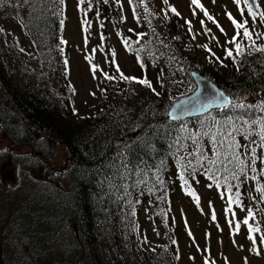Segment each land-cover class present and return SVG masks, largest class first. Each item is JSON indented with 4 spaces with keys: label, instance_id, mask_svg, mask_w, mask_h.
I'll use <instances>...</instances> for the list:
<instances>
[{
    "label": "trees",
    "instance_id": "obj_1",
    "mask_svg": "<svg viewBox=\"0 0 264 264\" xmlns=\"http://www.w3.org/2000/svg\"><path fill=\"white\" fill-rule=\"evenodd\" d=\"M67 1L26 0L28 17L23 27L37 52L39 74L25 68L10 76L0 48V123L6 138L36 151L40 144L63 147L68 162V170L60 175L46 171L52 182L35 181L26 196L0 193L2 259L11 264L7 252L14 249L10 242H15L30 264H178V227L172 215L176 197L183 195L197 203V192L207 188L216 192L225 213L236 217L237 211L250 212L254 203L250 193L264 189V148L257 147L261 159H257L256 171L246 169V175L238 179L222 165L212 166L207 160L200 167L197 156L189 155L197 147L189 137L199 138L209 128L215 132L213 118L224 121L239 110L214 111L175 123L168 121V111L193 93L192 72L207 78L233 100L245 104H252L256 96L264 100V51H254L241 29L238 42L243 54L236 55L235 46L225 43L219 62L224 72L196 66L193 59L203 51L179 27L168 2L160 0L166 8L158 15L149 7L153 0H126L134 35L118 29L126 19L122 2L85 0L79 4L77 0L79 12L89 19L83 34L93 40L92 28L96 29L104 43L98 49L107 59L102 69L93 63L106 109L96 117L83 118L72 109L67 84V47L62 43ZM101 18L115 23V37L135 73H126L108 50L103 26H90L92 20L99 23ZM2 39L0 31V42ZM252 40L264 48L255 37ZM226 49L233 50L234 59L226 55ZM139 80L149 81L152 87ZM259 116L264 113L250 111L249 118ZM31 130L38 133V139ZM236 139L241 145L248 143L243 136ZM252 139L258 142L257 136ZM200 147L209 159H216L208 136L200 139ZM39 155L43 157L41 152ZM16 159L25 180L28 172L36 170L33 160L37 159L30 155ZM181 165H188L184 170L187 183L180 179ZM259 192L264 198V192ZM8 206L11 214H5ZM245 220L247 235L260 239L256 246H264L260 217L257 215L256 222L247 215L242 222ZM149 222L159 242L147 247L141 229Z\"/></svg>",
    "mask_w": 264,
    "mask_h": 264
},
{
    "label": "rangeland",
    "instance_id": "obj_2",
    "mask_svg": "<svg viewBox=\"0 0 264 264\" xmlns=\"http://www.w3.org/2000/svg\"><path fill=\"white\" fill-rule=\"evenodd\" d=\"M118 1L122 2L126 14V19L121 21L118 29L135 35L136 29L126 0H115V2ZM256 1L259 5L257 12H264V0ZM167 2L171 9L174 8L179 13L176 15L179 27H183L192 37L195 47L203 51V53L196 54V58L193 60H197V62L193 65L204 68L211 66L212 69L221 70L220 66L222 65L219 62L222 61L224 48L227 46L224 44L228 43L235 34L228 13H231L238 22L243 23L244 20H247V27L253 33L252 36L264 45V35L257 38V34H264V21H261L257 15L253 22L243 0L239 6L234 3V0H215V3L213 0H200L203 8L225 30L224 33L220 31L216 23L209 21L204 15V11L192 4L191 0H167ZM149 7L158 15H162L166 8L160 0H153V4ZM240 9L244 10L243 16H241ZM27 17L26 0H0V29H2L3 37L0 48L4 53V64L10 76L18 75L25 68L37 74L40 73L37 52L31 43L28 32L23 27V22ZM88 20L84 19L79 12L77 0L67 1L66 21L64 29H62V40L67 47L65 53L67 84L72 94V109L75 114L83 118L96 117L106 109V102L101 94L102 89L93 74V63L98 69H102L107 63V59H104L98 49L102 48L104 43L94 28H92L95 31L93 40L83 34L85 27L82 22H88ZM187 21L191 22V31ZM201 21H204V25L201 24ZM91 25L103 26L106 30L108 50L114 53L119 66L126 73H135V66L121 46L118 37H115V23L113 24L112 20L107 22L106 19L101 18L99 23L92 20ZM205 28L210 29L209 34H205ZM211 34L216 37L214 42L211 40ZM194 35L195 39H193ZM202 45H207L211 51H207ZM94 49L95 52H93ZM221 71L224 72V70ZM158 82L155 84L157 85ZM192 88L194 91V84H192ZM261 100L259 96H256L251 103L254 105ZM50 145V143L40 144V150L36 151L26 146L21 147L18 143H11L6 138L0 123V193L4 192L9 195V193L17 192L16 195L26 196L32 190L31 185L35 181L52 182L48 174L45 173L49 169L55 176L66 172L68 170L66 150L57 145ZM39 152L43 154L42 158ZM29 155L37 159L33 160L36 170L28 172L24 180L20 176V166L16 158L22 159ZM197 193V203L187 200L183 195L177 196L173 203L172 215L178 227V264H264V246H256L260 241V239H256L258 237L249 239L247 225L242 222L249 212L237 211V216L234 217L231 213H225L224 204L221 203L215 191L211 192L207 188H203ZM262 197L259 191L250 193V198L254 199V203H252L249 216L258 222V215L261 225L264 223V198ZM6 213L11 214L9 206L5 208ZM213 214L215 219H213ZM236 222L240 223L238 229ZM141 238L147 247L159 242L156 229L151 222L142 227ZM10 243V248H14L7 252L11 264H30L24 256L22 247H18L15 242Z\"/></svg>",
    "mask_w": 264,
    "mask_h": 264
},
{
    "label": "snow or ice",
    "instance_id": "obj_3",
    "mask_svg": "<svg viewBox=\"0 0 264 264\" xmlns=\"http://www.w3.org/2000/svg\"><path fill=\"white\" fill-rule=\"evenodd\" d=\"M63 3V0H60ZM107 2V0H105ZM167 3V0H164ZM85 0H79V4H84ZM191 3L201 8L204 11V15L207 17L209 21H213L216 23V26L220 29L222 33H224V29L214 20V18L209 15V13L203 8L200 3V0H191ZM215 3V0H213ZM234 3L239 6L241 4V0H234ZM244 5L247 6L248 15L252 17L253 22H255L257 15H259L261 21H264V12H257L255 9L259 7L256 0H243ZM173 12L176 15H179L178 12L173 8ZM241 16L244 15V10L240 9ZM228 18L232 22L233 26L236 29V35L232 37L231 40L228 41L229 44H233L235 46L236 55H242L243 51L241 49V44L238 40L241 37V29L243 30V37L252 41V48L254 51H264V48H261L255 44V40H252L253 33L249 31L247 24L248 21L244 20L243 23L238 22L231 13H228ZM82 23H87V21H83ZM189 24V30L191 31V22L187 21ZM201 24L204 25V21H201ZM2 31V29H0ZM210 32V29L205 28V34ZM260 35L257 34V38ZM195 39V35L193 36ZM212 39H216V37H212ZM63 43V41H62ZM207 51H211V49L207 48V45H202ZM226 55L228 57H233V50L226 49ZM234 59V57H233ZM235 62V60H234ZM67 63V61L65 62ZM119 71V69H117ZM93 72H95V67L93 68ZM107 79H112V77H106ZM125 79H135V78H125ZM138 83L144 84L149 88L152 87L151 83L147 80H139ZM154 90V89H153ZM217 110H225L228 109L232 112H237L239 110V114L236 116H228L226 120L219 121L213 118L212 127L216 128V131L213 132L211 128H209L206 132L201 133L199 138H192L193 144L197 145L195 151L190 153L189 155L197 156V164L200 167H204L203 161L207 160L208 163L212 166L222 165L223 170L229 173L233 179H238L240 175H246V169H251L253 172L256 171L255 165L257 159H261L257 157V147L264 148V116H259L256 118H249L251 110H259V112L264 113V100L259 101L257 104H245L240 101H236L227 97L223 91H219L213 88V95L211 98H205L202 96V90L198 88L196 93L188 97L187 99L181 101L179 104L173 105L172 111L168 113L173 121H181L184 117L189 115H198L209 112L211 109ZM255 126V127H254ZM258 137V142L253 140V136ZM203 136H208L210 141L214 145V155L216 156L215 160L209 159L203 151H201L200 147V139ZM243 136L245 140L248 141L247 144L241 145L236 137ZM253 145H256L253 147ZM218 146V147H216ZM245 149L244 152H241L240 149ZM250 161V162H249ZM191 165V161L188 162ZM231 166V167H230ZM188 165H181V173L180 179L187 183L184 177V170ZM208 172L211 173V168L207 169ZM214 173L212 176L214 177ZM227 179V177H225ZM219 187V185H217ZM258 191L264 192V189H257ZM229 191H231V187H229ZM195 197V193H192ZM236 196H239V192L236 193ZM198 200V197H196ZM231 202V201H230ZM251 215V212H249ZM213 219H215V215L213 214ZM245 224H248V221H244ZM239 225H237V229ZM253 231L252 227L249 226V232ZM249 239H254L251 235H249ZM264 240V237H262ZM255 242V241H254Z\"/></svg>",
    "mask_w": 264,
    "mask_h": 264
},
{
    "label": "water",
    "instance_id": "obj_4",
    "mask_svg": "<svg viewBox=\"0 0 264 264\" xmlns=\"http://www.w3.org/2000/svg\"><path fill=\"white\" fill-rule=\"evenodd\" d=\"M255 10L257 11V9H255ZM190 77H191V79H192V82H193L194 85H195V90H194V92H193L192 94H190L189 96H187V97H184V98L179 99V100L176 101L173 105H175V104H179L181 101L187 99L188 97L193 96V95L196 93V91L198 90V88H199L200 90H202V96L205 97V98H211V96L213 95V88L216 89V90L222 91V90L219 89L215 84H213V83H212L211 81H209L207 78L201 76V75L198 74V73L192 72V73L190 74ZM224 94H225V93H224ZM225 95H226V94H225ZM226 96H227V95H226ZM227 97H229V96H227ZM229 98H230V97H229ZM230 99H231V98H230ZM173 105H172V107L170 108V110L168 111V113H169L170 111H172V109H173ZM214 111H219V110L213 108V109H211L209 112H206V113H203V114L186 116V117H184L183 120H181V121L190 120V119H195V118H200V117L206 116V115H208V114H210L211 112H214ZM167 119H168V121H170V122H174V123L177 122V121H173V120L171 119V117H170L168 114H167ZM181 121H179V122H181ZM31 132H32V134H33V136H34L35 138H38V133H37L35 130H31ZM0 264H5L4 261H3V259H2V255H1V254H0Z\"/></svg>",
    "mask_w": 264,
    "mask_h": 264
}]
</instances>
